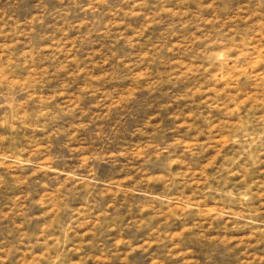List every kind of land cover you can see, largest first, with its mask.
I'll list each match as a JSON object with an SVG mask.
<instances>
[{
	"label": "rangeland",
	"instance_id": "obj_1",
	"mask_svg": "<svg viewBox=\"0 0 264 264\" xmlns=\"http://www.w3.org/2000/svg\"><path fill=\"white\" fill-rule=\"evenodd\" d=\"M242 3L0 0L6 264H79V251L105 224V210L112 212L117 200L126 204L123 215L133 199L150 228L119 233L106 224V235L131 239L130 250L120 246L126 264H257L264 250V41L234 18ZM133 54L143 66L129 72L124 57ZM157 141L203 152L199 168L179 156L169 161L187 187L161 184L159 171L139 174L135 183L145 187L138 191L129 183L124 157L139 173L133 161ZM237 157L245 175L233 167L226 182L243 185L242 199L249 191L255 199L236 205L193 199L218 162ZM161 163L153 161V170ZM185 209L195 215L178 218ZM196 224L207 231L201 235ZM88 255L106 264L95 249Z\"/></svg>",
	"mask_w": 264,
	"mask_h": 264
},
{
	"label": "clouds",
	"instance_id": "obj_2",
	"mask_svg": "<svg viewBox=\"0 0 264 264\" xmlns=\"http://www.w3.org/2000/svg\"><path fill=\"white\" fill-rule=\"evenodd\" d=\"M100 5H97L99 7ZM243 13V15H241ZM43 15V14H41ZM233 16L236 20H242L248 23V32L247 35L254 36L257 40L264 41V0H244V3L238 5L234 10ZM255 18V19H254ZM259 22V23H257ZM259 28V34L257 35L256 30ZM251 51V50H250ZM124 59L131 61V67L127 69V71H135L143 65L139 62V57L135 54L131 56H125ZM261 136H264V131H261ZM260 140L258 136L256 138ZM155 152L157 155L152 156L150 153ZM173 156H179L181 160L185 162V166L190 169L195 167L199 168L202 160L204 159V155L202 151H196L192 154H189L187 151L181 152L180 144L176 141H172L171 143H164L161 141L156 142V146L154 148H149L144 152V157L141 160H134L140 172L138 173L135 169H129L127 167V163L129 160V156L126 155L125 158V166L122 169L123 172H131L132 179L129 180V183L133 186L137 191L140 188L145 187L143 184H136L135 178L139 174L150 175L153 171H159L162 173L161 184L165 182H171V187L174 190H179L181 187H187V185L183 184L182 179H178L173 176L174 169L170 166L169 161ZM240 158L236 159L224 160L220 161L217 164V167L214 171H212L211 175L207 176L205 183L201 185L202 191H197L193 199L199 197L201 200H211L212 198H218L221 202L225 204L231 203L232 205H236L237 203H248L252 199H255V196L249 191L248 195L241 198V189L243 187L242 184L226 182V177L228 172L231 171L233 167L241 169L240 175L244 176L245 172L242 170V163H237ZM153 161H161V167L158 170H153L152 163ZM223 163L227 165V168L220 167L219 165ZM200 178V177H198ZM230 179H236L235 177H231ZM59 182V181H58ZM247 181H245L246 183ZM165 198L167 197V191L164 193ZM264 195V193H262ZM144 199L139 200L141 203L148 202V197H143ZM171 203H177V201H170ZM126 205V204H125ZM125 205L120 204L117 200H114L112 205V212L109 210H105V214L102 217V220L105 222L103 226L96 229L93 234L88 238L87 245L79 251V255L81 257L79 264H88L89 261L94 264V260L88 255L91 251L95 249V251L99 252L100 257L106 261V264H114V261L118 262V264H126L125 251L121 249V245H127V249H131L132 242L131 239H121L117 240L116 236L106 235L109 233L106 224L114 223L116 224L117 230L119 233H123L125 228L134 227L135 230L148 229L152 226V221L148 219V214H144V219L141 220L138 215L139 204L136 203V199H133L132 205H127V211L123 214H119V209L124 207ZM133 206L136 208L135 215L132 214ZM200 207H203L201 204ZM178 218L183 217H193L195 215L194 212L190 213L187 209L181 213L176 214ZM223 215L230 216V213H224ZM125 216L129 217L123 225H121L120 221L124 220ZM131 217H136L135 220L131 219ZM209 219H215L214 217H210ZM242 219V218H241ZM221 221H217V224H221ZM215 225V226H216ZM212 226V225H209ZM194 227L203 235L207 229L202 224H196ZM206 238V237H205ZM105 241H109L105 243ZM221 243L219 240H217ZM224 243H227L226 241ZM75 250V249H74ZM8 249L0 248V264H6L8 261ZM65 257L70 255L67 250H63ZM256 259V258H254ZM264 262V250L261 251V255L257 260V264H261ZM239 264V261H238ZM248 264H252L251 261H248Z\"/></svg>",
	"mask_w": 264,
	"mask_h": 264
}]
</instances>
